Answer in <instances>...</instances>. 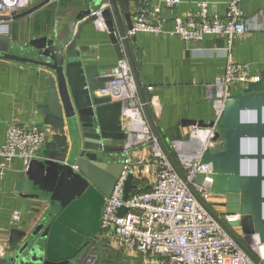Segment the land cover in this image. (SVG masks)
Returning a JSON list of instances; mask_svg holds the SVG:
<instances>
[{
	"label": "water",
	"instance_id": "1",
	"mask_svg": "<svg viewBox=\"0 0 264 264\" xmlns=\"http://www.w3.org/2000/svg\"><path fill=\"white\" fill-rule=\"evenodd\" d=\"M103 1L87 0L86 8L72 21L77 23L75 31L72 25L69 27L72 35L30 40L28 45L36 59L11 53L9 36L0 37V60L28 62L45 71L47 91L38 106L46 130L42 158L31 160L15 173L14 190L47 203L51 210L31 228L9 231L0 264H80L77 257L99 231L105 198L110 196L123 168L116 157L123 152L126 132L121 103L97 93L112 79L116 62H92L93 56L79 44L84 26L102 20L117 60L122 57V39L144 100L129 48L130 38H125L132 27L129 0H106L107 6L96 14ZM145 114L162 149L181 174L146 108ZM188 125L212 127L214 120L192 121ZM213 140L215 144L205 150L202 161L210 163L214 170L208 175L209 192L222 197L215 204L222 211L215 212L205 205L257 261L234 229L264 244V69L258 79L247 82L241 92L223 101ZM101 151L106 152V157L97 154ZM203 177L198 174L196 182L201 183ZM133 186L130 174L125 197ZM124 212V208L118 210L119 215ZM226 215L236 218L225 220Z\"/></svg>",
	"mask_w": 264,
	"mask_h": 264
},
{
	"label": "built area",
	"instance_id": "2",
	"mask_svg": "<svg viewBox=\"0 0 264 264\" xmlns=\"http://www.w3.org/2000/svg\"><path fill=\"white\" fill-rule=\"evenodd\" d=\"M26 3L27 0H0V37L9 34L11 13ZM179 3L180 0H163L161 6L146 0L136 1L132 27L126 31L125 38L134 37L138 32L167 33L186 42L201 41L207 35L223 36L225 67L211 86L215 88V104L219 108L214 125H192L187 136L170 142L180 174L147 121L145 108L151 106L152 100H142L139 95L120 39L122 57L112 69V79L98 92L122 105L121 120L126 123L123 168L102 206L98 236H113L124 251L140 256L142 264H264V244L256 237L237 233L255 254L257 261L253 260L206 207H211L213 198L208 175L214 170L210 163H203L202 157L216 142L213 137L223 101L239 83L245 87L247 82L255 80L248 64L237 63L232 54L234 39L247 30L240 0H228L224 17L210 12L207 2H198L195 13L176 20L173 29L165 30L167 19L161 15L163 8L174 9ZM102 8L97 9L96 14ZM45 136L46 130L38 124L10 123L0 144V171L14 159L22 160L25 166L33 159H41ZM140 145L149 148L148 155H130V151ZM130 174L134 186L125 197ZM198 174L204 175L201 183L195 180ZM144 179L152 182L149 189L141 191L139 185ZM120 208L125 209L122 215L118 214ZM19 218V212L13 211L11 220L17 222ZM235 218V215L225 216V220ZM255 239L258 245L254 244ZM91 258L86 255L80 264H96L95 258Z\"/></svg>",
	"mask_w": 264,
	"mask_h": 264
},
{
	"label": "crops",
	"instance_id": "3",
	"mask_svg": "<svg viewBox=\"0 0 264 264\" xmlns=\"http://www.w3.org/2000/svg\"><path fill=\"white\" fill-rule=\"evenodd\" d=\"M136 1L140 0H129L131 14ZM146 1L161 4L163 0ZM202 1L208 3L210 12L225 16L228 0H180L174 9L163 8L161 15L167 19L164 29H173L176 20L195 13L197 3ZM86 3L87 0H27L26 6L11 13L10 52L22 58L36 59L29 41L42 36L57 39L72 35L69 27L72 25L75 31L77 23L72 21L86 8ZM105 4L97 9L105 7ZM240 8L247 30L234 39L232 54L237 63L248 64L249 73L256 80L264 69V0H240ZM19 9L28 11L20 13ZM149 16L153 17L152 14ZM133 38L129 40V48L142 96L144 94L152 100V121L160 136L168 140L179 139L187 136L190 122L216 119L219 108L215 104V88L211 86L225 67L226 42L223 36L207 35L201 41L186 42L167 33L138 32ZM79 44L93 56L92 62L105 64L117 61L101 19L94 25L83 27ZM148 86L152 89L148 90ZM243 88L239 83L232 93L241 92ZM46 91L45 71L41 66L0 60V144L10 123L42 126L38 106L43 102ZM122 124L124 127L126 123ZM43 150L44 145L41 154ZM148 153L149 148L142 145L130 151L134 157H145ZM24 167L22 160L14 159L0 171V256L11 229L31 228L51 211L47 203L24 197L14 190L15 173ZM151 182L144 179L139 187L151 186ZM13 211L19 212L17 222L11 220ZM98 233L94 245L106 241L104 245L115 264H142L140 256L124 251L113 236L104 238ZM88 255L97 258L94 254ZM85 256L78 260L79 263Z\"/></svg>",
	"mask_w": 264,
	"mask_h": 264
},
{
	"label": "trees",
	"instance_id": "4",
	"mask_svg": "<svg viewBox=\"0 0 264 264\" xmlns=\"http://www.w3.org/2000/svg\"><path fill=\"white\" fill-rule=\"evenodd\" d=\"M144 96V94H143ZM145 101H148L149 99L146 98L145 96L143 97ZM146 109L151 117V120H153V113H152V108L150 105L146 106ZM148 123H150L149 119L147 118ZM152 128V127H151ZM163 142L165 143V146L167 147L168 151L171 153L172 157L175 158L174 153L172 152V149L170 147V142L172 141L173 138L170 140L166 139L164 136H161ZM175 139V138H174ZM138 183V182H137ZM149 189V187H144L141 188V191H145ZM97 238L92 239L83 249L82 253L83 255H88V254H94L97 256L96 259V264H115L111 256H109L108 250H106V247L104 244H99V246L94 245L96 242ZM93 245V247H92Z\"/></svg>",
	"mask_w": 264,
	"mask_h": 264
},
{
	"label": "flooded vegetation",
	"instance_id": "5",
	"mask_svg": "<svg viewBox=\"0 0 264 264\" xmlns=\"http://www.w3.org/2000/svg\"><path fill=\"white\" fill-rule=\"evenodd\" d=\"M97 154L99 156H103V157H106V155H107L106 152H102V151L98 152ZM116 158L122 162V154L118 155ZM221 201H222V197L213 196L212 200L210 201L212 210H214L215 212H221L222 209L217 207V206H215V204H217V203H219Z\"/></svg>",
	"mask_w": 264,
	"mask_h": 264
},
{
	"label": "rangeland",
	"instance_id": "6",
	"mask_svg": "<svg viewBox=\"0 0 264 264\" xmlns=\"http://www.w3.org/2000/svg\"><path fill=\"white\" fill-rule=\"evenodd\" d=\"M173 152V151H172ZM236 230V232L237 233H240V230L238 229V228H235ZM107 242L105 241L103 244H106ZM97 246H99L98 244H97ZM105 247H106V250H108L107 249V246L106 245H104ZM82 256H83V254H80L78 257H77V260H79V259H81L82 258ZM92 260H93V258H91Z\"/></svg>",
	"mask_w": 264,
	"mask_h": 264
},
{
	"label": "bare ground",
	"instance_id": "7",
	"mask_svg": "<svg viewBox=\"0 0 264 264\" xmlns=\"http://www.w3.org/2000/svg\"><path fill=\"white\" fill-rule=\"evenodd\" d=\"M254 244H255V245H258V244H259V243L256 241V239L254 240Z\"/></svg>",
	"mask_w": 264,
	"mask_h": 264
}]
</instances>
